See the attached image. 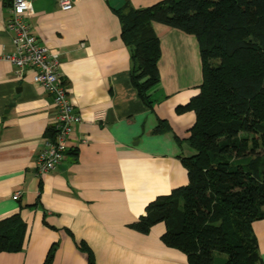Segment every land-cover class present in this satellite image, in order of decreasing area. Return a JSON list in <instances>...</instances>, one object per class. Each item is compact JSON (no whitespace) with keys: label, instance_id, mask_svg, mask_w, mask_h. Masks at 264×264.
Masks as SVG:
<instances>
[{"label":"crops","instance_id":"crops-1","mask_svg":"<svg viewBox=\"0 0 264 264\" xmlns=\"http://www.w3.org/2000/svg\"><path fill=\"white\" fill-rule=\"evenodd\" d=\"M144 8L161 0H129ZM25 17L38 42L59 54V72L80 116L63 160L43 177L36 155L54 121L52 96L16 79L3 56L14 51L7 27L9 0H0V219L19 213L26 225L22 249L0 252V264H188L161 239L164 223L142 234L130 227L148 203L187 184L180 157L193 150L186 138L192 111L176 108L201 84L198 43L192 34L154 22L160 41L159 83L152 108L130 81V49L120 36L115 9L123 0H78L61 10L56 0H31ZM166 124L155 132L159 122ZM18 192L14 200L12 195ZM264 264V218L252 223Z\"/></svg>","mask_w":264,"mask_h":264},{"label":"trees","instance_id":"trees-1","mask_svg":"<svg viewBox=\"0 0 264 264\" xmlns=\"http://www.w3.org/2000/svg\"><path fill=\"white\" fill-rule=\"evenodd\" d=\"M114 11L130 49V81L147 107L160 81L154 22L194 35L201 62L198 93L176 108L195 116L186 138L193 154L180 157L187 184L148 203L130 227L147 234L164 223L162 242L188 264H263L252 223L264 218V0H161L144 8L123 0ZM165 129L160 121L154 131ZM25 233L19 213L0 219V252L20 251Z\"/></svg>","mask_w":264,"mask_h":264},{"label":"built area","instance_id":"built-area-1","mask_svg":"<svg viewBox=\"0 0 264 264\" xmlns=\"http://www.w3.org/2000/svg\"><path fill=\"white\" fill-rule=\"evenodd\" d=\"M78 0H56L61 10H70ZM7 27L13 31L14 51L3 56L14 67L16 79H22L26 68L32 69L31 82L52 96L55 115L51 124L53 137L36 155V174L43 177L63 160L68 138L80 122L78 112L71 104L59 72V54L40 44L25 17L31 14V0H9ZM15 192L12 199L16 200Z\"/></svg>","mask_w":264,"mask_h":264}]
</instances>
